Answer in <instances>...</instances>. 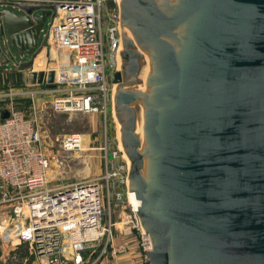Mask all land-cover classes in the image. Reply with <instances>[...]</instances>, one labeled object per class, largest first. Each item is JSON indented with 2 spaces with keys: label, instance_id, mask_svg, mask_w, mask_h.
Masks as SVG:
<instances>
[{
  "label": "water",
  "instance_id": "95a60500",
  "mask_svg": "<svg viewBox=\"0 0 264 264\" xmlns=\"http://www.w3.org/2000/svg\"><path fill=\"white\" fill-rule=\"evenodd\" d=\"M121 2L115 106L149 264H264V0ZM18 7L2 34L34 55L54 7Z\"/></svg>",
  "mask_w": 264,
  "mask_h": 264
},
{
  "label": "built area",
  "instance_id": "2783aa9c",
  "mask_svg": "<svg viewBox=\"0 0 264 264\" xmlns=\"http://www.w3.org/2000/svg\"><path fill=\"white\" fill-rule=\"evenodd\" d=\"M121 3V0H0V6L54 7L45 34V64L37 69L33 60L31 69L45 71L43 82L32 83L28 79L25 91H0V113L9 112L7 118H0V195L1 202L11 208V218H15L13 230L5 231L4 239L12 245V238L17 237L18 245L25 244L29 254L42 264H84L87 249L98 251L92 264L108 256L116 259L133 253L140 257L138 264L149 259L151 238L144 233L137 210L129 200V165L115 161L123 152L110 151L106 143L102 147L105 176L53 185L46 172L49 159L42 152V136L35 120L12 103L2 109V103L26 94L31 98L53 96L52 107L59 113L95 114L106 112L110 106L114 110L115 75L123 66ZM7 61L12 66H21L16 57ZM50 70L55 74L48 83ZM79 135L67 136L63 149H82L83 139ZM114 201L115 208L124 203L130 205L131 214L121 207L119 221H114L111 208ZM118 222L123 226H118ZM3 228L7 229L5 225Z\"/></svg>",
  "mask_w": 264,
  "mask_h": 264
},
{
  "label": "rangeland",
  "instance_id": "374dc122",
  "mask_svg": "<svg viewBox=\"0 0 264 264\" xmlns=\"http://www.w3.org/2000/svg\"><path fill=\"white\" fill-rule=\"evenodd\" d=\"M40 13V10L35 11V15H39ZM51 19L52 17L48 16L44 29L39 37V48L42 50L39 49L34 55L22 56L16 51L14 46H12L16 59L21 61V66H14L15 68L18 70L22 69L21 67L24 66V61L29 62L31 59H35L36 55L42 51L47 54V49L45 47V34L48 32L49 22ZM27 64L28 63H25V65ZM32 68L33 65L25 66L23 67V71L26 70L28 72ZM34 68L36 67L34 66ZM12 72L13 73H11L12 75H10V79L5 76V78L0 80V91L1 89L6 92H16L19 90L25 91L29 76L27 77V75L25 76L24 73L19 71ZM52 100L53 96L46 98H31L26 94H21L16 95V97H14L11 101L9 100L7 103H2V109L12 103L14 108L22 111L30 119L35 120L42 136V152L46 154L49 159V165L46 172L51 184H67L77 179L86 180L105 176V153L104 150H102V147L108 143L111 148L109 149L110 151L120 150L123 152L120 149L122 138L120 140L118 137L117 125L119 119L117 117V113L115 114L116 106L114 107V110L111 109L112 106H110L106 112L95 114L87 112H77L72 114L59 113L54 111L52 107L53 102H51ZM0 118L2 119L1 113ZM73 134H80L82 136L83 148L66 151L62 147L64 139ZM122 155L115 159V161H118L119 164L127 163L126 157ZM123 191H126L125 187L123 188ZM121 207L125 208L126 214H131L130 205L124 203L123 206L115 208L114 201L111 206L114 221H119L118 215H121ZM106 210L108 211L107 205ZM11 213L12 211L10 206H8L5 202H1L0 195V239L2 240L0 244L4 247L8 244L4 239L6 234L5 231H12L14 227L15 218H11ZM123 217H125V215ZM4 225L7 229L3 228ZM118 226L123 225L120 223ZM136 237L137 234L134 232V239ZM96 254H98L97 250L95 252L94 249H87L85 252L84 264H92V261L94 260L93 257ZM133 254L134 255L132 256L118 257L116 259L108 256L105 260L97 264H138V259H140V257L138 256V253ZM69 256H71V254H69Z\"/></svg>",
  "mask_w": 264,
  "mask_h": 264
},
{
  "label": "crops",
  "instance_id": "0c3cea01",
  "mask_svg": "<svg viewBox=\"0 0 264 264\" xmlns=\"http://www.w3.org/2000/svg\"><path fill=\"white\" fill-rule=\"evenodd\" d=\"M8 8H11L16 12L23 13V11H21L18 6L15 7L0 6V11H4ZM0 23H2V21H0ZM12 46L13 45L9 36L0 33V80L5 78V76L8 77V79H10V75H12L11 73H13L12 71H19L24 73L25 76L28 75V73L31 70H29L28 72L26 70L23 71V67L33 65V60H34V66L37 69L44 66L46 60V54L44 51H42L36 55L35 59H31L29 62L24 61L23 64L24 66H22V69L18 70L17 68L12 66L11 62L7 61L8 59L12 60L13 58L16 57V55L13 53ZM25 63L28 64L25 65ZM117 225H119V223ZM12 239H13L12 245L6 244L4 247L3 245L0 244V264H42V262L39 259H36L29 254V251L27 250V246L25 244L18 245L19 242L17 237L14 236ZM1 241L2 240L0 239V242Z\"/></svg>",
  "mask_w": 264,
  "mask_h": 264
},
{
  "label": "bare ground",
  "instance_id": "6f19581e",
  "mask_svg": "<svg viewBox=\"0 0 264 264\" xmlns=\"http://www.w3.org/2000/svg\"><path fill=\"white\" fill-rule=\"evenodd\" d=\"M115 93H116V90H115ZM116 95V94H115ZM115 114H116V112H115ZM117 129H118V137L120 138V140H121V138H122V131H121V129H122V125H121V123L119 122V120H118V125H117ZM79 135V134H78ZM80 137H81V135H79ZM83 139V138H82ZM122 141V140H121ZM120 149L124 152V145H123V142L122 143H120ZM123 156L124 157H126V159H127V163H128V165H129V167H128V177H129V171H130V164H131V161H130V158H129V156L127 155V154H123ZM130 162V164H129V162ZM129 200H130V204L132 205V206H134V208L137 210V204H140V201H137V196H136V193H135V191H130V189H129ZM137 214H138V210H137ZM138 216H139V214H138ZM139 218H140V216H139ZM119 223V222H118ZM143 227V226H142ZM152 249V248H151Z\"/></svg>",
  "mask_w": 264,
  "mask_h": 264
},
{
  "label": "trees",
  "instance_id": "16d2710c",
  "mask_svg": "<svg viewBox=\"0 0 264 264\" xmlns=\"http://www.w3.org/2000/svg\"><path fill=\"white\" fill-rule=\"evenodd\" d=\"M94 257H95V256H94ZM94 257H93V258H94ZM145 264H149V262H146Z\"/></svg>",
  "mask_w": 264,
  "mask_h": 264
}]
</instances>
